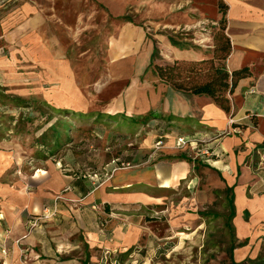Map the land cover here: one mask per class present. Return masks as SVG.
<instances>
[{
    "label": "rangeland",
    "instance_id": "obj_1",
    "mask_svg": "<svg viewBox=\"0 0 264 264\" xmlns=\"http://www.w3.org/2000/svg\"><path fill=\"white\" fill-rule=\"evenodd\" d=\"M183 1L0 0V264H29L23 244L17 240L15 244L20 248L15 249L14 241L7 237L10 226L2 212L6 199L13 196L8 189H19L16 184L22 180L30 183L32 172L26 170L29 167L34 171L36 160L52 159L59 169H72L77 180L93 182L100 179L98 172L112 175L113 167H107V163L114 157L119 159L116 167L129 169L134 163L152 161L158 153L156 144L159 136L166 133V119L153 123L149 119L153 108L142 117H136L131 106L115 112L123 106L129 89L133 94L140 83L150 81L155 66L174 63L168 40H174L175 46L178 42L201 48L207 56L212 55L213 44L220 48L221 20L217 26L209 19L215 17L217 9L210 4L191 8L190 28L178 26L181 19L176 16L181 9L167 12V8L174 4L182 7ZM187 3L193 7L195 0ZM140 34L145 39V49L137 46ZM49 49L61 60L67 74L73 70L81 92H85L74 96L80 103L70 114L56 112L57 107H50L41 91L45 87L58 88L54 78L43 73L45 66L48 74L53 72L44 64V57L52 55ZM216 55L221 57L222 51ZM218 60L214 59L217 66H224L225 62ZM179 63L183 81L204 82L212 77L210 63ZM139 67L142 71L137 70ZM71 80L70 75L59 82L68 101L71 96L65 84ZM100 113L116 119L98 117ZM146 119L149 121L143 124ZM161 142V147L168 145L166 140ZM139 147L145 152L134 158ZM196 186L175 188L167 205L139 204L127 211L125 226L140 224L146 232L130 249L106 247L95 253L92 262L83 244L77 252L79 262L74 264H231L232 258L241 262L264 256L263 234L241 239L236 228L230 227L228 190L222 186L206 188L204 182ZM33 223L28 220L27 231L39 225ZM247 249V254H240ZM70 255H61V262L56 264H71Z\"/></svg>",
    "mask_w": 264,
    "mask_h": 264
},
{
    "label": "crops",
    "instance_id": "obj_2",
    "mask_svg": "<svg viewBox=\"0 0 264 264\" xmlns=\"http://www.w3.org/2000/svg\"><path fill=\"white\" fill-rule=\"evenodd\" d=\"M184 1L182 7L174 4L170 9L167 8V12L181 9L182 13L176 16L181 19L178 26L187 25L190 28L192 22L188 12L191 8L207 4L212 5L215 11L217 9L216 15L213 18L204 12L202 14L207 15L210 22L218 26V19L222 18L218 0H195L193 7L188 6V0ZM223 1L228 5L224 34L230 40V53L224 62L229 73L245 69L234 90L226 93L227 108L222 107L208 95H196L175 89L164 82L152 69L150 81L145 82V85L140 83V87L135 88L133 94L131 92L133 89H129L123 106L115 113L121 112L123 107L131 106L135 116L142 117L146 111L153 108L156 117L150 120L156 123L166 119L168 125L163 130L166 133L159 136L157 141L166 140L169 149L167 144L165 147H159L152 161L146 164L134 163L129 169L116 167L115 162L119 159L114 157L107 163V167L111 165L113 167L112 175L107 177L103 171V174L98 172L101 174L100 179H93V182L92 179L77 180L72 169L69 171L59 169L60 166L49 158L36 160L33 165L34 171L29 167L27 171L25 167L26 172L33 173H30L28 179L30 183L25 184L26 180H22L16 184L19 189H8V194L13 196L6 199L2 213L10 226L7 237L11 239L10 241H14L15 249L20 248L15 244L17 240L23 244L29 264H56L57 261L61 262V255L70 253L69 263H78L77 252L83 244L86 247L84 252L90 256L89 261L92 262L95 253L106 250V247L115 245L130 249L146 235V232L140 224L125 226L124 216L127 211L139 204L158 207L167 205L169 194L173 193L175 188L186 185L195 187L199 182H204L206 188L222 186L228 190L229 204L234 211V216L230 218L232 212L230 208L229 219L232 220L230 227L236 228L239 238L248 239L256 233L264 235V216H262L264 214V0ZM204 21L206 20L201 22L205 23ZM238 23L248 25H236ZM249 23L253 25L248 27ZM218 30L220 34L221 26ZM141 36L136 38L139 40L137 46L145 49L143 47L145 39L142 34ZM176 43L177 46L173 45L174 40L173 43L169 40L166 43L173 62L200 61L215 56V44L212 46V55L207 56L201 48L185 47ZM53 53L49 49V54L52 55L50 58L44 57L46 59L44 64L51 67L53 72L48 74L45 66L43 73L45 77L52 76L58 88L45 87L41 91L49 99L50 107L76 108L75 106L78 107L80 102L74 100V96L81 92L76 74L72 70L70 73L72 80L69 84H65L68 88L66 93L69 92L71 96V100L68 101L65 98L68 95H64V91L61 90L63 86H60L59 82L61 83L65 77L70 78V75L63 69L61 60L54 57ZM46 83L47 81L44 80V84ZM81 93L85 92L82 90ZM132 100L136 102L131 104ZM108 110L109 113L110 109ZM232 119L234 122L230 123ZM148 121L145 120L141 124ZM179 135H187L192 140L203 141L202 147L210 149L212 155H197L189 149L187 151L176 149L174 144ZM143 152L145 150L139 147L135 151L134 158L142 156ZM62 158L63 156L60 160ZM18 172L23 175V171ZM45 209L52 211L56 209L57 213L50 218H41L38 226L30 227L31 229L27 231L28 220L31 222L38 218ZM237 218L244 224L242 225ZM136 219L137 217L134 218L135 222ZM244 252L240 254H247L248 249Z\"/></svg>",
    "mask_w": 264,
    "mask_h": 264
},
{
    "label": "trees",
    "instance_id": "obj_3",
    "mask_svg": "<svg viewBox=\"0 0 264 264\" xmlns=\"http://www.w3.org/2000/svg\"><path fill=\"white\" fill-rule=\"evenodd\" d=\"M219 11L222 15L220 25H221V33L219 34L218 38L221 39L220 48L215 49V56L212 59H203L200 61H190L192 63H189V65H196V64H204V63H210L211 69L213 70L212 77L204 82H186L182 80V70H181V64L179 61H175L173 64H167V65H157L155 66V71L159 75V77L166 83L172 85L175 89L181 90V91H187L192 94L196 95H208L212 97L218 104H220L222 107L227 108L228 99L226 98L227 92H232L237 85L238 80L242 77L241 75L245 72V69L234 71L232 73H229V71L226 68V65L224 66H217L214 59L218 58V62L224 61L227 59L229 53H230V40L229 38L224 34L226 30V14L228 11V5L223 1H219ZM216 38V36H215ZM219 47V46H218ZM222 51V56H217V51ZM156 52V49H155ZM156 55V54H155ZM187 64V63H184ZM188 78V76H186ZM55 111H63L67 114H70V111L72 109L69 108H55ZM62 115V112L60 113ZM59 114V115H60ZM107 116L109 119H116L114 116H108L104 115L103 113L98 114V117ZM152 117H156L155 114H152ZM146 119V120H149ZM56 128V127H55ZM67 131V129H65ZM56 131V129H54ZM232 203V202H231ZM232 212L230 214V218L234 216L233 207L231 208ZM231 264H264V256L258 257L257 259H244L241 262H236L235 260L231 261Z\"/></svg>",
    "mask_w": 264,
    "mask_h": 264
},
{
    "label": "built area",
    "instance_id": "obj_4",
    "mask_svg": "<svg viewBox=\"0 0 264 264\" xmlns=\"http://www.w3.org/2000/svg\"><path fill=\"white\" fill-rule=\"evenodd\" d=\"M234 119L230 121V123H233ZM204 142L199 140H192L189 136L187 135H179L176 137L174 147L178 150H190L192 152H195V154L200 155V154H205V155H212V151L208 148L202 147V144ZM162 142L159 141L157 142L156 146L157 148L161 147ZM57 213V210H50V209H45L43 214L40 215L38 218L34 219L33 226H36L37 223L41 218H50L55 216ZM4 253H7L6 250H4ZM7 264V263H5Z\"/></svg>",
    "mask_w": 264,
    "mask_h": 264
},
{
    "label": "bare ground",
    "instance_id": "obj_5",
    "mask_svg": "<svg viewBox=\"0 0 264 264\" xmlns=\"http://www.w3.org/2000/svg\"><path fill=\"white\" fill-rule=\"evenodd\" d=\"M119 3H120V2H119ZM261 6H262V5H261ZM262 7H263V6H262ZM211 13H212V12H210V14H211ZM232 22H233V21H232ZM233 23H234V22H233ZM235 23H237V22H235ZM251 24H252V23H251ZM251 24L249 23V26H248V27H250ZM230 25H232V23H230ZM236 25H239V26H240V25H242V24H239V23H238V24H236ZM244 25L246 26V25H248V24H244ZM244 25H242V26H244ZM252 25H253V24H252ZM252 25H251V26H252ZM125 26H126V25H124V27H125ZM239 26H237V27H239ZM132 27H133V25H132ZM228 29H229V27H228ZM228 29H227V30H228ZM234 29H235V28H234ZM260 29H261V28H260ZM123 32H124V31H123ZM126 32H127V30H126ZM134 32H135V31H134ZM242 32H243V31H242ZM12 35H13V37H14V34H12ZM113 35H114V34H113ZM125 35H126V33H125ZM250 35H251V34H250ZM10 36H11V33H10ZM123 36H124V35H123ZM248 36H249V35H248ZM254 36H255V35H254ZM120 37H121V36H119V38H120ZM139 37H142L141 34L139 35ZM139 37H138V38H139ZM8 38H9V37H8ZM249 38H251V36H249ZM249 38H247V40H248ZM260 38H262V37L260 36ZM263 38H264V37H263ZM6 39H7V38H6ZM141 39H142V38H141ZM118 40H119V39H118ZM118 40H117V41H118ZM136 40H137V42H138V39H136ZM8 41H9V39H8ZM13 41H14V40H13ZM134 41H135V40H134ZM140 41H142V40H140ZM245 42H246V41H245ZM247 43H248V42H247ZM114 44H115V43H114ZM130 44H131V43H130ZM135 44H136V43H135ZM131 45H132V44H131ZM137 45H138V44H137ZM243 45H244V43H243ZM253 45H254V44H253ZM245 46H246V45H245ZM254 46H255V45H254ZM132 48H133V47H132ZM248 48H249V47H248ZM248 48H246V49L248 50ZM176 49H177V48H176ZM260 49H261V47H260ZM128 50H129V49H128ZM128 50H126V51H128ZM130 50H131V49H130ZM135 50H137V49H135ZM252 50H254V49H252ZM256 51H257V50H255V52H256ZM257 52H258V51H257ZM130 53H131V51H130ZM143 53H144V52H143ZM143 53H142V54H143ZM145 53H146V52H145ZM262 53H263V52H262ZM240 54H241V52H240ZM119 55H120V54H119ZM241 56H242V54H241ZM241 56H240V57H241ZM118 57H119V56H118ZM142 60H143V59H142ZM259 60H261V59L259 58ZM140 62H141V61H140ZM140 62H139V63H140ZM261 64H262V63H260V65H261ZM237 65H238V64H237ZM255 65H256V64H255ZM257 65H259V63H258ZM136 66H138V64H137ZM142 66H143V65H142ZM140 67H141V66H140ZM140 67L137 69L138 71H139L140 69H141L140 71H142L143 68H140ZM260 67H263V66H260ZM254 70H255V69H254ZM135 71H136V70H135ZM259 71H260V70H259ZM136 72H137V71H136ZM139 73H141V72H139ZM255 73H256V72H255ZM138 75H139V74H138ZM144 82H145V81H144ZM146 83H147V82H146ZM143 85H145V84H143ZM147 86H148V85H147ZM147 86H146V87H147ZM143 88H144V87H143ZM140 89H141V88H140ZM138 91H139V90H138ZM140 91H141V90H140ZM237 98H239V97H237ZM237 98H236V99H237ZM240 98H241V97H240ZM240 101H241V100H240ZM135 102H136V101H135ZM138 103H140V102H138ZM135 105H136V104H135ZM139 106H140V105H139ZM140 107H141V106H140ZM143 108H144V107H143ZM138 109H139V108H138ZM143 110H144V109H143ZM143 110H142V111H143ZM130 112H131V111H130ZM133 112H134V111H133ZM137 112H138V110H137ZM134 113H135V112H134ZM116 114H117V113H116ZM250 131H251V130H250ZM251 132H252V131H251ZM253 132H254V131H253ZM253 132H252V133H253ZM256 134H257V133H256ZM245 135H246V134H245ZM257 136H258V135H257ZM254 137H256V136H254ZM261 138H262V137H261ZM233 139H234V138H233ZM225 141H226V140H225ZM251 141H253V140H251ZM228 142H229V141H228ZM240 179H242V178H240ZM174 180H175V179H174ZM241 184H242V183H241ZM240 189H241V188H239V190H240ZM243 191H244V190H243ZM240 193H241V192H240ZM238 194H239V193H238ZM238 194H237V195H238ZM243 195H244V194H243ZM238 196H239V195H238ZM241 198H242V197H241ZM244 198H245V197H244ZM244 198H243V199H244ZM245 202H246V201H245ZM245 202H244V203H245ZM251 202H253V201L251 200ZM242 203H243V201H242ZM259 204H260V203H259ZM263 204H264V203H263ZM245 205H246V204H245ZM254 205H255V204H254ZM242 207H243V206H242ZM251 208H252V207H251ZM260 208H261V207H260ZM253 209H254V208H253ZM252 211H253V210H252ZM258 212H259V210H258ZM261 212H263V211H261ZM252 213H253V212H252ZM257 214H258V213H257ZM262 216H264V214H263ZM239 218H240V217H239ZM262 218H263V217H262ZM237 219H238V218H237ZM237 219H236V220H237ZM253 219H254V218H253ZM260 219H261V218H260ZM238 220H239V219H238ZM257 220H258V219H257ZM263 220H264V218H263ZM239 222H240V220H239ZM255 222H256V221H255ZM257 222H258V221H257ZM240 223H242V222H240ZM252 223H253V222H252ZM252 223H250V224H252ZM238 224H239V223H238ZM243 224H244V222L242 223V225H243ZM251 226H252V225H251ZM245 227H248V226H245ZM256 227H257V226H256ZM251 228H252V227H251ZM241 229H242V228H241ZM257 229H258V228H257ZM243 231H244V229H243ZM239 232H240V231H239ZM247 232H248V231H246V234H247ZM256 232H257V231H256ZM240 233H241V232H240ZM242 233H243V232H242ZM244 233H245V232H244ZM251 233H252V232H251ZM253 234H254V233H253ZM242 235H243V234H242ZM240 236H241V235H240ZM241 250H242V249H241ZM244 253H245V252H244ZM246 253H247V252H246Z\"/></svg>",
    "mask_w": 264,
    "mask_h": 264
}]
</instances>
